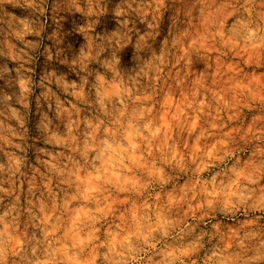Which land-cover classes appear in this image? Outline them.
<instances>
[{
    "label": "clouds",
    "instance_id": "clouds-1",
    "mask_svg": "<svg viewBox=\"0 0 264 264\" xmlns=\"http://www.w3.org/2000/svg\"><path fill=\"white\" fill-rule=\"evenodd\" d=\"M0 264H264V0H0Z\"/></svg>",
    "mask_w": 264,
    "mask_h": 264
},
{
    "label": "rangeland",
    "instance_id": "rangeland-1",
    "mask_svg": "<svg viewBox=\"0 0 264 264\" xmlns=\"http://www.w3.org/2000/svg\"><path fill=\"white\" fill-rule=\"evenodd\" d=\"M109 26L111 27V25H109ZM66 27H68V25H66ZM75 39H77V40H78V39H80V38H79V37H75Z\"/></svg>",
    "mask_w": 264,
    "mask_h": 264
}]
</instances>
